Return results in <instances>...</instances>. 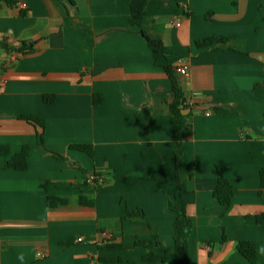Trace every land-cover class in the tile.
<instances>
[{"label":"crops","instance_id":"0c3cea01","mask_svg":"<svg viewBox=\"0 0 264 264\" xmlns=\"http://www.w3.org/2000/svg\"><path fill=\"white\" fill-rule=\"evenodd\" d=\"M9 1L0 0V264H162L144 257L173 245L168 208L180 189L189 264H250L239 242H253L264 264L255 221L264 214V0H147L139 27L135 0ZM141 32L161 41L157 56ZM214 38L224 41L200 46ZM22 43L34 45L20 54ZM166 68L184 103L197 102L181 111L180 166ZM24 146L26 169H6ZM217 167L235 189L225 212L213 197ZM93 173L98 183L85 185ZM47 197L64 204L50 208ZM142 240L152 246L135 248Z\"/></svg>","mask_w":264,"mask_h":264},{"label":"trees","instance_id":"16d2710c","mask_svg":"<svg viewBox=\"0 0 264 264\" xmlns=\"http://www.w3.org/2000/svg\"><path fill=\"white\" fill-rule=\"evenodd\" d=\"M10 3L9 0H3ZM147 0H135L131 3L130 7V22L133 26L139 27L141 25L142 19L145 15V9H146ZM142 37L145 39L147 46L150 48L154 56H157L159 53V50L162 47V43L159 40L150 39L144 32H141ZM222 38H214V39H208L203 42L200 46H206L207 44H215L217 42L223 43ZM33 43H22L20 48L18 49V52L20 54L28 53L33 47ZM199 46V44H198ZM166 73L169 75L171 81H172V88L174 92V100L172 104L170 105V110L172 112V126L174 130V138L177 144V150H176V166H180V159H179V146L181 143V139L183 136L184 130L187 128L186 124V116H183L181 114V111L185 109V106L183 105L184 100L182 96V92L180 91L176 78L171 72L169 68H166ZM53 98L50 96H46L44 98V101L47 103L52 102ZM101 102V97H94V105H97ZM20 120L25 121L27 123H30L31 125H34L35 127H38L40 129L43 128V121L40 119H37L33 116H26L20 118ZM40 143L43 145L42 141V133L39 134ZM72 149L89 153L91 151L89 146H72ZM30 152V146H24L20 153L14 155L6 164L5 168H12L18 171H23L26 169V159ZM2 154V151L0 149V155ZM3 155V154H2ZM5 155V154H4ZM55 157L60 158L59 156L55 155ZM217 185L215 189L213 190V197L214 199L224 208V212L230 207L232 198L235 193V189L232 187V185L229 183V181L225 178L223 174V170L221 167H217ZM95 180L93 185L97 184L98 182V176L93 173ZM259 181H260V187L261 189H264V169H261L259 171ZM87 182H85L86 185ZM261 194V191L259 192ZM184 192L182 189H180V201L179 204L176 207H170L168 209H171L175 214L174 224H173V245L163 251L162 255L156 256L152 253H148L144 257L145 262H160L162 264H189L188 262V234L191 229V222L188 216L185 212V204H184ZM64 204V200L55 198V197H47V206L50 208L57 207ZM82 204L87 205L88 203L82 199ZM126 218L127 219H133V220H141L143 217L141 215H138L136 212H126ZM256 223L258 224H264V214H261L259 216H256L255 218ZM154 240L156 238H153ZM224 241V239H222ZM152 246V242L150 241H137L134 244L135 248H150ZM112 247V246H111ZM236 250L238 253L244 257L250 264H257L258 260L256 257V251H255V244L253 242H239L236 245ZM101 261H112V259H101Z\"/></svg>","mask_w":264,"mask_h":264},{"label":"built area","instance_id":"2783aa9c","mask_svg":"<svg viewBox=\"0 0 264 264\" xmlns=\"http://www.w3.org/2000/svg\"><path fill=\"white\" fill-rule=\"evenodd\" d=\"M176 26H179V24H177L176 23ZM176 72L180 75V76H186L187 74H188V67H187V65H185V64H180V66H178L177 68H176ZM2 85V81L0 80V86ZM197 102L194 100V101H189V103H187V102H185L183 105L185 106V105H187V104H191V105H194V104H196ZM208 115V114H207ZM94 180H95V177H94V175L92 174V175H89L88 177H87V183L88 184H91V183H93L94 182ZM102 236H106V234H102ZM77 242H82L83 241V238H78L77 240H76Z\"/></svg>","mask_w":264,"mask_h":264},{"label":"water","instance_id":"95a60500","mask_svg":"<svg viewBox=\"0 0 264 264\" xmlns=\"http://www.w3.org/2000/svg\"><path fill=\"white\" fill-rule=\"evenodd\" d=\"M188 111V110H187ZM187 111H186V113H187ZM183 114H185V112H183Z\"/></svg>","mask_w":264,"mask_h":264}]
</instances>
